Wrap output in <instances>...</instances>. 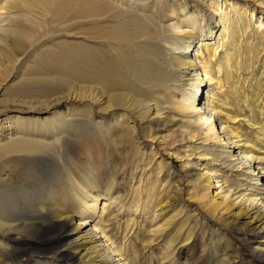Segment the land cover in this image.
<instances>
[{
    "label": "bare ground",
    "instance_id": "obj_1",
    "mask_svg": "<svg viewBox=\"0 0 264 264\" xmlns=\"http://www.w3.org/2000/svg\"><path fill=\"white\" fill-rule=\"evenodd\" d=\"M239 1L204 0L206 8L217 13L219 34L196 44L189 38L178 45L165 23L180 15L179 0H0V92L4 83L13 80V95L35 100L31 107H48L52 105L48 99L63 90L65 94L54 100H84L83 115L89 122L85 130L75 131L63 114L19 127L20 122L13 126L12 117L0 111V264H34L48 255L76 264L77 257L90 250L100 259L97 264H113L114 258L104 256L97 245L104 239L111 242L104 245L108 249L115 245L109 254L119 258L116 262L135 264L125 256V245L119 248L108 230L115 216L107 202L102 206V213L107 212L103 224L99 216L100 227L93 228L99 239L90 236L72 248L75 252L61 247L70 237L73 219L84 215L76 210V203L86 204V194L98 186V175L105 172L103 163L117 162L128 171L138 161L140 152L134 142L141 138L138 135L147 134L144 125L164 115L172 122L166 96L173 75L184 67L199 79L195 91L185 98L190 103L179 101L174 108L183 114L194 111L195 123L208 125L211 131L218 124L221 131L213 139L220 144L208 146L200 141L187 147L189 155L181 156L177 149L173 155L218 163L209 171L220 187L232 196L248 188L250 197L264 201V103L256 95L264 88V21L256 17V8L249 7V2L263 7L264 0ZM178 26L173 27L175 31ZM79 85L83 87L75 95ZM203 86L207 94L198 109ZM246 86L250 97L241 93ZM97 108L105 119L98 127ZM234 108L249 116L245 113L242 121H236ZM240 122L250 127V133L243 131ZM74 135L78 138L73 145L63 144ZM40 158L52 165V173L35 167ZM229 174L251 185L236 181L232 187ZM261 185L263 190L258 189ZM260 218L264 219V213L254 221ZM10 252L14 256L6 257ZM249 255L264 264V241L251 248Z\"/></svg>",
    "mask_w": 264,
    "mask_h": 264
},
{
    "label": "rangeland",
    "instance_id": "obj_2",
    "mask_svg": "<svg viewBox=\"0 0 264 264\" xmlns=\"http://www.w3.org/2000/svg\"><path fill=\"white\" fill-rule=\"evenodd\" d=\"M179 2L181 5L180 15L165 23V26L172 30L171 35L178 45H183L189 38L196 44L219 34L217 13L213 9H207L204 0H179ZM240 2L238 0V4ZM249 7H251L250 9L256 8V17H261V20L264 21V6L249 2ZM176 25L180 26H178L180 31L178 29L175 31L173 27ZM175 51L180 53L179 50H174V53ZM188 55L190 56V53ZM177 70L172 77L173 84H169L172 87L170 86L168 90L166 96L168 102L165 104L167 110L169 109L168 117L172 116V122H167L166 115H164L162 118L144 125L148 132L146 135H138L137 137L141 138L134 142V149L138 150L140 154L137 156L136 164L130 167L131 170L123 171L117 162L103 163L105 172L98 175V186L86 194V204L81 201L76 203V210L85 213L83 216L73 219L70 237L64 241V246L61 248L71 250L76 245L84 243V240H88L90 236L99 239L101 235L94 229H98L106 218L107 212L102 213V206L107 202L109 212L111 210L115 216V218L112 217L113 215L111 216L112 221L108 230L113 232L119 248L120 246L124 248L125 245L127 249L125 256L135 264H218L221 261H229V264H261L258 262L259 258H252L249 255L251 248L264 241V224L262 225L264 219L260 218L258 222L254 221L258 214L264 213V201L260 199L261 197H250L252 195L248 188H244L248 191L241 192L242 195L232 196L227 189L220 187L221 183H217V180L213 179L214 175L209 171L212 166L218 164L214 161H197L185 157L181 160L173 155L176 149L181 156L189 155L187 147L198 144L200 141L208 146H214L215 143L218 145L220 143L213 139V136L221 131L218 124L215 133L208 128V125L201 126L200 123H195L196 113L194 111L188 110L187 114H183L174 108V103L179 101L185 104L190 103V101L186 103L187 99L185 98H188L189 92L195 91L194 88L199 79H197L196 73L186 67ZM23 71L25 72V70ZM8 81L4 83L5 85L3 84L4 89L0 92V111L7 112L8 116L12 117L11 119L15 121L13 126L20 122L18 126L24 127L26 123L35 119L41 122L42 119L49 120L65 114L66 122H71L68 123L70 126L72 125L70 128H76L79 131L85 130V127L88 128L89 122H86L87 119L83 115L86 102L79 97L74 102L55 101L56 97H62L65 94L61 90L50 99L42 98L41 101L50 100L48 105L52 104L51 106L33 105L31 107L35 100L28 102L23 95L20 97L13 95L15 91L10 89V83L13 80ZM20 81L18 79L16 84ZM78 87L74 89L75 95L83 85ZM204 87L201 89V97L196 103L198 109L203 107L205 102L207 89ZM247 89V86L242 88L241 93L250 97L251 92L249 89L246 92ZM263 89L260 92L256 89L255 91L259 100H263L264 103ZM202 93H204L203 99ZM249 102H251V98H249ZM234 110L232 114L238 116L236 121H242L245 115L249 116L247 111L240 112L235 108ZM96 111L95 126H102L105 119H101L98 108ZM254 112H256L254 113L256 119L260 120L257 109H254ZM261 118H264V115ZM188 120L192 125L189 126ZM114 125L115 121L111 126ZM242 128L244 132L250 133V127L246 123H242ZM148 135H153L156 139L153 140ZM192 135L197 137L193 139ZM77 138L75 135L66 137L63 144L70 147ZM198 138H202V140ZM105 153L107 156L109 150ZM183 161L187 164L184 165ZM35 163V167L42 170L47 168L52 173L53 167L48 164L45 158H40ZM92 167L94 168V165L90 166L91 169H93ZM236 177L234 174H229L232 187L237 183L236 181L251 185L247 184L243 178H237L235 181ZM177 189L180 190L177 191ZM258 189L263 190V185ZM161 202V206L157 205ZM66 212H63L64 216ZM99 216L101 220L103 219L99 220L100 224L97 220L100 219ZM248 239L254 244H249ZM243 241H246L247 244ZM110 243L105 242L104 239V241L99 240L97 245L103 249L104 256L108 255L109 259L114 258L113 264H123L124 261L118 263L116 261L119 258L109 254L115 245L112 249L110 248L111 250L104 246H109ZM94 245L88 244L87 247ZM75 251L72 249V252ZM81 254L84 255L77 257L79 261L77 260L76 264H97L96 261L100 260L96 258L92 250ZM13 256L14 254L11 252L6 254V257L9 258ZM34 264H65V261L48 255L44 259L40 258Z\"/></svg>",
    "mask_w": 264,
    "mask_h": 264
}]
</instances>
